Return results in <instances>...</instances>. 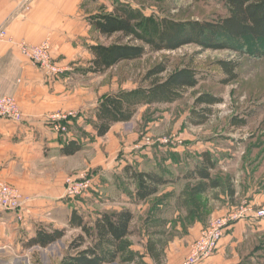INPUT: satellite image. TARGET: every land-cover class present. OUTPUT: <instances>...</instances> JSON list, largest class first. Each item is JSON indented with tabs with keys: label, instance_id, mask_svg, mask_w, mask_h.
<instances>
[{
	"label": "rangeland",
	"instance_id": "1",
	"mask_svg": "<svg viewBox=\"0 0 264 264\" xmlns=\"http://www.w3.org/2000/svg\"><path fill=\"white\" fill-rule=\"evenodd\" d=\"M133 1L135 5H141L147 15H168L178 20L211 22L218 15L225 14L220 0ZM92 2L96 4L87 7L90 11L97 10L100 6L107 8L98 0ZM90 39L99 44L116 41L115 37L105 39L92 33ZM220 42L224 49L203 51L197 46L188 45L173 52L149 53L139 60L120 63L103 75L87 76L88 57H80V64L74 69V72L79 73L80 82L78 85L74 83L72 88L78 87L80 102L96 105L104 95L146 86L145 73L165 61L169 70L192 62L197 71L199 83L194 89L188 90L183 99L171 104L139 108L130 122L115 125L110 133L98 140V151L77 154L52 167L56 171L63 169L66 173L65 186V180L77 173L91 174L92 165L97 164L102 157L109 155L114 158L122 147L135 146L132 150L138 154L144 151L142 165L139 166L141 171L157 173L175 181L160 187L155 196L130 206L134 220L128 242L138 256L145 254L148 235L143 230V222L146 218L149 221L160 219L166 222L164 228L157 229L162 233L156 237L160 241L163 256H166L185 244L183 238L194 232L195 224L203 223L205 228L211 225L213 219L223 217L221 213L227 203L225 187H228L231 178L234 184L240 183L238 185H241V191L244 187L243 180L247 181L249 178L264 189V40L220 39ZM221 60L239 63L237 79L226 85L221 83L224 79L218 65ZM200 94L216 96L222 102L210 107L211 115L205 123L194 125L189 117L193 111H201V107L196 108L194 105ZM240 119L246 122L245 126L232 125V122ZM168 138L170 142L158 143L159 140ZM204 152H209L216 161L212 174L222 187L211 189L197 197L202 205L201 214L196 219H188L183 202L186 197L182 193L193 183L186 182L181 176L195 167ZM119 157L118 154L114 159L118 160ZM39 171L41 174L46 172L45 168ZM118 183L129 196L133 194L135 188L131 181L123 177ZM236 189L240 190L237 186ZM87 194L84 199L74 200L80 202L76 205L86 218L93 217L100 211L111 212L125 208L113 193L107 197L103 194L96 204L88 201ZM20 195L22 196L21 193ZM76 234L77 231L67 230L62 239L49 247H34L28 250L25 259L9 263L60 264L69 254L67 245ZM121 258L113 264H147L144 255L131 262H124Z\"/></svg>",
	"mask_w": 264,
	"mask_h": 264
},
{
	"label": "crops",
	"instance_id": "2",
	"mask_svg": "<svg viewBox=\"0 0 264 264\" xmlns=\"http://www.w3.org/2000/svg\"><path fill=\"white\" fill-rule=\"evenodd\" d=\"M98 1L107 7L99 8L110 11L115 0ZM116 1L135 5L133 0ZM94 3L92 0H0V28L7 33L0 40V96L13 97L23 115L20 122L0 118V180L17 188L25 198L19 210L21 220H17L15 212L0 208V263L25 259L28 250L34 248H26L25 244L37 230L68 229L72 210L79 211L76 204L80 202L64 197L66 173L52 167L77 154L98 151V140L102 139L92 124L97 105L82 104L78 87L72 88L80 82L79 73L74 72L80 57H88L90 67L89 47L97 44L90 39L91 33L98 34L88 19L99 8L92 11L87 8ZM46 39L50 41L53 62L63 70L60 74H49L33 66L16 46L20 41L39 44ZM87 76L96 75L87 73ZM56 113L74 114L66 121V133L54 130L50 116ZM70 142L81 145V149L66 156L63 149ZM133 147L119 149L115 156L120 155L118 160L108 155L92 165L89 202L96 204L103 194L107 197L113 193L125 208L139 204L135 203L134 192L129 196L118 183L127 165L141 171L144 151L138 154ZM41 168H45V174H41ZM230 182L234 196L230 199L225 192L227 203L221 215L240 208H245L246 213L227 227L215 253L199 264H264V217L256 218L253 213L264 208V189L250 178L243 180L242 191L239 182L234 184L232 178ZM259 184L262 186L261 181ZM203 226V223L195 224L194 232L183 238L185 244L163 256L161 264H180ZM142 255L147 264H155L146 252Z\"/></svg>",
	"mask_w": 264,
	"mask_h": 264
},
{
	"label": "trees",
	"instance_id": "3",
	"mask_svg": "<svg viewBox=\"0 0 264 264\" xmlns=\"http://www.w3.org/2000/svg\"><path fill=\"white\" fill-rule=\"evenodd\" d=\"M153 1V0H146ZM156 1V0H154ZM198 2L201 0H191ZM225 14L218 15L213 21L178 20L168 15L146 14L141 5L114 1L112 9L99 10L89 17L94 31L105 39L116 38L110 44H95L89 47L92 59L86 72L103 75L109 69L123 62L139 60L149 53L161 51L173 52L188 45L201 50L224 49L220 39L229 41L264 40V0H220ZM137 3V2H135ZM218 65L224 75L221 83L229 84L237 79V61H219ZM146 86L132 90L116 91L104 95L94 110L93 122L96 135L105 136L113 125L130 122L138 109L159 104H171L183 99L188 90L199 83L197 71L192 62H187L176 69L169 70L168 64H157L144 76ZM222 99L210 94H200L194 105L201 107L200 112L193 111L189 117L194 125L205 123L211 115V106L221 103ZM232 125L245 126L242 119ZM81 145L70 142L63 149L66 156L73 155ZM216 161L209 152L201 155L195 167L183 176L186 182L193 183L182 193L188 219H196L201 214V203L197 197L211 189H219L222 184L213 177L212 171ZM124 177L134 184L135 203L144 202L158 194L160 187L174 183L162 175L137 171L130 165L124 168ZM230 199H233V183L225 187ZM81 211L72 210L68 229L47 230L41 228L25 244L26 248L45 249L62 239L67 230L77 234L67 245L69 254L60 264H113L119 258L124 262L134 261L143 255L132 251L128 238L132 234L134 214L125 208L111 212L100 211L93 217H85ZM166 222L160 219L143 222L148 238L145 252L155 264H161L163 250L157 235L162 232ZM154 237V238H153Z\"/></svg>",
	"mask_w": 264,
	"mask_h": 264
},
{
	"label": "built area",
	"instance_id": "4",
	"mask_svg": "<svg viewBox=\"0 0 264 264\" xmlns=\"http://www.w3.org/2000/svg\"><path fill=\"white\" fill-rule=\"evenodd\" d=\"M21 1V0H17ZM7 33L0 28V40H4ZM19 52L35 67L49 74H60L61 70L53 62L50 54V41L44 40L39 44H30L25 41L16 43ZM73 113H56L50 116L55 131L66 133L68 130L66 121L68 117H73ZM0 118L20 122L23 118L17 101L10 96H0ZM170 142V138L159 140L158 143ZM152 143V142H151ZM149 144L150 143H146ZM92 174L88 172L77 173L74 177L67 178L64 186V197L70 200L84 197L92 188ZM25 199L19 191L3 181H0V208L16 213L17 220L22 216L19 210L22 208ZM246 213L245 208H240L226 216L213 219L210 226L203 228L196 239L189 245L187 255L180 264H199L209 259L217 250L218 243L223 237L227 227L236 219L241 218ZM254 217L263 218L264 208L255 210Z\"/></svg>",
	"mask_w": 264,
	"mask_h": 264
}]
</instances>
